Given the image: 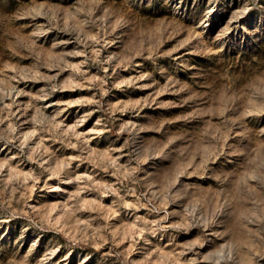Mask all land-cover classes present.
<instances>
[{"label":"rangeland","instance_id":"1","mask_svg":"<svg viewBox=\"0 0 264 264\" xmlns=\"http://www.w3.org/2000/svg\"><path fill=\"white\" fill-rule=\"evenodd\" d=\"M0 264H264V0H0Z\"/></svg>","mask_w":264,"mask_h":264}]
</instances>
